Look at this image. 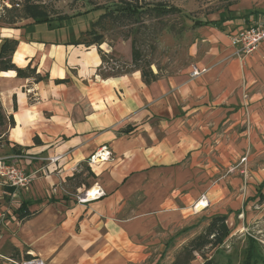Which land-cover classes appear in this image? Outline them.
Segmentation results:
<instances>
[{"label": "crops", "instance_id": "obj_1", "mask_svg": "<svg viewBox=\"0 0 264 264\" xmlns=\"http://www.w3.org/2000/svg\"><path fill=\"white\" fill-rule=\"evenodd\" d=\"M220 1L191 19L189 63L150 83L139 70L101 76V53L90 43L40 40L28 36L32 22L0 23V43L17 40L12 62L42 77L0 71V102L14 120L0 151L35 157L19 160L33 175L27 187L0 185L15 203L0 220V264L29 256L140 264L161 239L215 212L213 203L193 206L202 194L225 195L230 165L264 147V41L246 55L231 43L239 29L264 22V0ZM193 68L206 70L191 77ZM102 145L109 159L90 168L87 158ZM94 182L105 194L77 203ZM21 203L27 214L19 217Z\"/></svg>", "mask_w": 264, "mask_h": 264}, {"label": "rangeland", "instance_id": "obj_2", "mask_svg": "<svg viewBox=\"0 0 264 264\" xmlns=\"http://www.w3.org/2000/svg\"><path fill=\"white\" fill-rule=\"evenodd\" d=\"M114 2L125 5L140 4L142 8L147 6L148 2H163L179 7L182 12L160 17L150 16L146 10L133 16L117 12L111 13L110 17L99 19L103 10L92 9ZM25 3L34 5L36 9L45 12L44 16L53 19L71 16L64 21L53 20L50 24L47 22L26 24L28 36L56 43L67 41L92 43L103 55L101 73L109 75L129 73L134 69L131 62V39L136 37L143 58L142 63H149L152 71L161 77L178 72L189 63L188 47L194 39L192 33L195 28L191 19L209 13L219 6L221 1L0 0V23L12 15L15 16ZM21 14L24 15L23 12ZM17 19L18 24L33 21L23 16L22 18L18 16ZM17 138L21 140L20 136ZM4 147L0 155H7L5 154L7 148ZM240 156V159L238 157L229 168V172L234 173L233 178L221 183L222 187H226V194L221 195L218 191L210 198L206 196L207 205L203 207L199 206V203L194 208L196 211H204L213 203L211 209L215 212L212 214V210H209L208 213H204L205 215L202 214L201 218H193L184 228L173 232L169 242L168 236L161 239L148 251L149 255L140 264H170L182 245L201 231L208 218L217 213L227 215L230 233L220 245L207 252L206 256L213 257L216 264H264V199H261L264 196V147H252L248 151L245 149ZM19 163L15 161L17 166H20ZM1 192L0 189V220H4L13 215L6 209L13 211L15 203L12 197L7 199ZM200 261L201 257L198 255L192 264H198Z\"/></svg>", "mask_w": 264, "mask_h": 264}, {"label": "trees", "instance_id": "obj_3", "mask_svg": "<svg viewBox=\"0 0 264 264\" xmlns=\"http://www.w3.org/2000/svg\"><path fill=\"white\" fill-rule=\"evenodd\" d=\"M93 10L95 9H102L103 12L99 15L100 18H106L110 17L111 13H123L127 16H133L136 13L142 12L146 10L153 17L157 16H163L165 14H172V13H181V9L174 5H167L163 2H155V3H147V6L143 7L140 4H120V3H110L106 4L104 6L100 7H92ZM18 12V13H17ZM16 12V15H12L11 18H6L2 20L1 25L7 24V25H14L19 20L17 19L18 16L22 18H31L33 21L32 23H40V22H47L50 24L53 20L58 21H64L69 19L71 16L67 17H57L55 19L51 17L44 16L45 12L40 11L34 7V5L30 3H25L23 7L19 9V11ZM23 12L24 15L21 14ZM21 14V15H18ZM201 21L196 20V24H200ZM81 41H77L74 43H80ZM98 44L97 41H94ZM93 42V43H94ZM138 40L136 37H133L131 39V62L134 66V70H139L141 77L145 83H150L152 81H155L158 78L157 73H154L152 69L150 68L149 63H142V54L139 50V47L137 45ZM17 44V40L15 39H3L0 43V71H7V70H14L17 77H33L35 80H40L42 77L39 75V73L36 72L35 67H31L30 64H27L24 67H19L15 63L12 62L11 54L15 49V46ZM92 44V43H90ZM101 58L103 59V55L101 54ZM101 70V69H100ZM128 72L124 73H115L112 75L109 74H103L101 71L99 74L101 76H119L123 75ZM64 79H56L55 82H64ZM10 126H14V120L12 115H6V113L3 110L2 104L0 102V147L1 143L6 140V133L7 129ZM35 142H39L38 139H34ZM18 152V151H17ZM88 170V169H87ZM88 175H93L91 171L87 172ZM9 191L13 190V187H6ZM264 199V196L261 198ZM22 204L19 206L18 209H16V213L19 217L25 216L27 212L23 211ZM230 228L227 223V215L223 213H217L212 215L210 218H208L206 224L202 228L201 231H199L197 234H195L192 238H190L185 244L182 245L180 250L176 253L174 259L171 261L170 264H192V261H194L197 256L199 255L201 257V261L198 264H216L213 257H207L206 253L215 249L218 245H220L224 239L229 235ZM29 256L28 258H30Z\"/></svg>", "mask_w": 264, "mask_h": 264}, {"label": "built area", "instance_id": "obj_4", "mask_svg": "<svg viewBox=\"0 0 264 264\" xmlns=\"http://www.w3.org/2000/svg\"><path fill=\"white\" fill-rule=\"evenodd\" d=\"M18 5V4H16ZM264 41V22L255 23L245 28L239 29L231 36V43L237 45V54L246 55L254 51L258 45ZM205 68H193L191 71V77H196L203 73ZM111 155V151L107 145H102L96 151H94L88 158L87 164L90 168L93 165L102 161L108 160ZM22 158H35L23 153H13L7 155H0V185H8L15 189L27 187L32 181L33 175L27 174L22 167L17 166L15 161H19ZM11 161V162H10ZM95 188L92 192L90 189ZM105 194L103 188L94 182L90 187L84 189L82 192L77 193L75 198L77 203H86L92 200H96ZM201 201L204 202L203 207L207 205V197L205 194L200 196V199L194 205L197 207ZM15 264H46L43 259L37 256L21 259L19 261L12 260Z\"/></svg>", "mask_w": 264, "mask_h": 264}, {"label": "bare ground", "instance_id": "obj_5", "mask_svg": "<svg viewBox=\"0 0 264 264\" xmlns=\"http://www.w3.org/2000/svg\"><path fill=\"white\" fill-rule=\"evenodd\" d=\"M94 189H95V188H92V189H90V191L92 192ZM207 203H208V202H207ZM202 205H204V202H201V203L199 204V206H202Z\"/></svg>", "mask_w": 264, "mask_h": 264}]
</instances>
